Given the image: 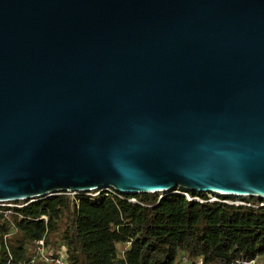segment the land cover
Instances as JSON below:
<instances>
[{"label": "water", "instance_id": "water-1", "mask_svg": "<svg viewBox=\"0 0 264 264\" xmlns=\"http://www.w3.org/2000/svg\"><path fill=\"white\" fill-rule=\"evenodd\" d=\"M104 189L264 201V0H0V203Z\"/></svg>", "mask_w": 264, "mask_h": 264}, {"label": "trees", "instance_id": "trees-1", "mask_svg": "<svg viewBox=\"0 0 264 264\" xmlns=\"http://www.w3.org/2000/svg\"><path fill=\"white\" fill-rule=\"evenodd\" d=\"M208 200L181 189L163 197L63 192L0 207V264H52L38 252L41 240L46 257L65 264H264V202Z\"/></svg>", "mask_w": 264, "mask_h": 264}, {"label": "built area", "instance_id": "built-area-1", "mask_svg": "<svg viewBox=\"0 0 264 264\" xmlns=\"http://www.w3.org/2000/svg\"><path fill=\"white\" fill-rule=\"evenodd\" d=\"M101 192H110V193H114L115 191L110 190V189H104V190L96 191V193H98V194L101 193ZM115 193H116V192H115ZM70 194H71V193H70ZM183 195H184L188 200H194V201L202 202V200L199 199V198H194V199L189 198L188 194H186V193H183ZM207 195H208V197H209V200H208L209 202H224V203H228V204L236 205V206H238V205H244V204H245L244 202H242V201H244V200H240V199H238L239 202H231V201H228L227 199H223V200H222V198H218V197H215V196H213V195H209V194H207ZM228 199H229V198H228ZM235 199H237V198H235ZM246 200H247V199H246ZM261 202H264V201H261ZM260 205L263 206L264 203H261ZM37 245H38V252H39L40 255L42 256L44 262L52 263V264H65L64 261H63V257H57V258H55V259H49L48 257H46V256L44 255V250H43L44 243H43L42 240H41V241H38V242H37ZM236 264H258V262H257L255 259H252V260H245V259H242V260L237 261Z\"/></svg>", "mask_w": 264, "mask_h": 264}, {"label": "rangeland", "instance_id": "rangeland-1", "mask_svg": "<svg viewBox=\"0 0 264 264\" xmlns=\"http://www.w3.org/2000/svg\"><path fill=\"white\" fill-rule=\"evenodd\" d=\"M71 194L75 195V193H71ZM82 194H85L87 196L98 195V193H96V192H88V193H82ZM41 199H43V198H41ZM39 200L40 199L28 200V202L31 203V202H36V201H39ZM24 205H25L24 201L0 203V207H8V208L21 207V206H24ZM44 255L46 256L45 253H44Z\"/></svg>", "mask_w": 264, "mask_h": 264}]
</instances>
